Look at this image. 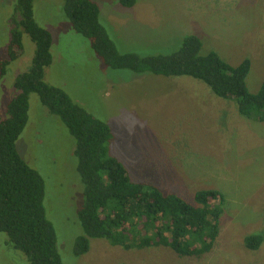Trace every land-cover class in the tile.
Listing matches in <instances>:
<instances>
[{
  "label": "rangeland",
  "instance_id": "1",
  "mask_svg": "<svg viewBox=\"0 0 264 264\" xmlns=\"http://www.w3.org/2000/svg\"><path fill=\"white\" fill-rule=\"evenodd\" d=\"M100 21L122 54L141 57L177 52L188 36L202 41V55L216 52L232 67L251 62L250 93L264 82V0H92ZM16 0H0V61L8 58ZM37 22L53 37V64L45 81L65 90L115 136L111 153L134 182H150L162 192L194 203L198 192L215 190L225 198L220 236L203 257L181 258L166 247L125 250L91 239L90 251L76 256L85 236L78 213L84 184L74 155L76 140L59 117L30 97L29 122L18 140L24 160L44 177L47 218L57 235L64 264H264V243L249 250L246 237L264 238V122L242 116L235 99L216 96L191 77L134 73L106 66L91 43L64 13L63 0H38ZM0 80V119L7 117L18 75L32 63L35 44L23 36V51ZM0 233V264H29Z\"/></svg>",
  "mask_w": 264,
  "mask_h": 264
},
{
  "label": "trees",
  "instance_id": "2",
  "mask_svg": "<svg viewBox=\"0 0 264 264\" xmlns=\"http://www.w3.org/2000/svg\"><path fill=\"white\" fill-rule=\"evenodd\" d=\"M38 0H16L11 17L8 58L0 61V80L23 51V36L35 44L30 68L17 76L7 117L0 119V233L7 245L23 253L29 264H64L57 235L47 218L46 183L18 150V140L29 122L30 97L37 94L51 114L60 118L76 140L74 155L84 184L85 204L78 213L85 236L76 240L75 254L90 251L91 239H105L125 250L166 247L179 257H203L211 253L220 236L224 196L201 191L194 203L166 194L150 182H134L127 168L112 153L111 127L75 102L62 88L45 81L53 64V37L36 20ZM64 13L74 30L88 39L102 62L114 70L149 72L165 77H191L206 84L221 99H235L242 116L264 122V82L252 94L246 86L251 62L232 67L218 53L202 55V41L188 36L172 55L141 57L122 54L100 21L101 9L92 0H63ZM132 8L137 0H119ZM261 235H250L244 244L257 250Z\"/></svg>",
  "mask_w": 264,
  "mask_h": 264
},
{
  "label": "crops",
  "instance_id": "3",
  "mask_svg": "<svg viewBox=\"0 0 264 264\" xmlns=\"http://www.w3.org/2000/svg\"><path fill=\"white\" fill-rule=\"evenodd\" d=\"M101 16V15H100Z\"/></svg>",
  "mask_w": 264,
  "mask_h": 264
}]
</instances>
